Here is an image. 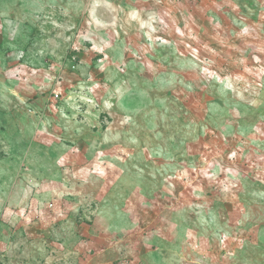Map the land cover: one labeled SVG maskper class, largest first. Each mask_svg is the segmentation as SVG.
Here are the masks:
<instances>
[{
    "label": "rangeland",
    "instance_id": "1",
    "mask_svg": "<svg viewBox=\"0 0 264 264\" xmlns=\"http://www.w3.org/2000/svg\"><path fill=\"white\" fill-rule=\"evenodd\" d=\"M0 264H264V0H0Z\"/></svg>",
    "mask_w": 264,
    "mask_h": 264
}]
</instances>
